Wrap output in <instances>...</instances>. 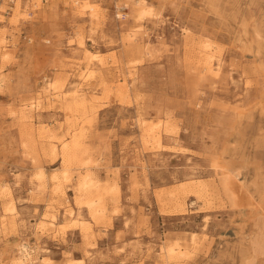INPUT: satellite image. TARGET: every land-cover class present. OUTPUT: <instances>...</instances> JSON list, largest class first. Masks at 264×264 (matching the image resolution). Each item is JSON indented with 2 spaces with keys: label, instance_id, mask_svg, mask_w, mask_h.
<instances>
[{
  "label": "rangeland",
  "instance_id": "1",
  "mask_svg": "<svg viewBox=\"0 0 264 264\" xmlns=\"http://www.w3.org/2000/svg\"><path fill=\"white\" fill-rule=\"evenodd\" d=\"M219 9L0 0V264H264V61Z\"/></svg>",
  "mask_w": 264,
  "mask_h": 264
},
{
  "label": "bare ground",
  "instance_id": "2",
  "mask_svg": "<svg viewBox=\"0 0 264 264\" xmlns=\"http://www.w3.org/2000/svg\"><path fill=\"white\" fill-rule=\"evenodd\" d=\"M207 1L210 4V6H213V8H214L213 11H215L216 14L219 15V12H220L219 7H222V9H223L222 10V14L223 15H226L228 17L231 16V17H233L234 20H236L237 24H236V31H235V36H234L236 42L237 43H241L240 46H244L246 54H253V56L256 57L255 62L257 61L259 63L260 62L263 63V61H264V56H263L264 55V53H263V51H264V38L262 37L261 31H260V29L258 27L259 26L258 25V21H259L258 11H259V9L261 7V4L262 3L264 4V0H249L247 2L248 5L246 7V13H247L246 16L244 15V11L241 8V3L239 2L241 0H207ZM136 6H138V7L135 9V12L137 13L138 17L144 16V15L149 13V10H146V8L141 7L142 3H137ZM250 33H251V38H250V40H247L248 39L247 36L250 35ZM211 59H212V56H209L208 60H207L208 63L211 62ZM263 111H264V109H263ZM154 133H156V131ZM152 136H154V135H152ZM226 172H227V175H230V177H231L230 178L231 179L230 180L231 188L234 189V191L236 193H238L237 206L240 207V206H242L243 204L246 203L245 202L246 196H244L243 194L239 193V186L237 184L238 183V179H239V175H240V170L233 171L232 169H228V170H226ZM44 183H45V181H44ZM87 186H88V184H87L86 181H81L79 183L78 187L81 189V191L79 189V198H81L83 196V191L86 189ZM86 204H88V203H86ZM88 207H89V205H88ZM9 210H10V212H12L14 210V208L12 207ZM80 219H82V218H80ZM51 223H53V222H51ZM18 251L20 253V257L16 261V264H27L28 261L32 260L30 258V254H28V252H27V248H25L24 246H20V248H18ZM168 252L171 253V255H172V253L174 251L171 249ZM247 260H248V258L246 257L245 261L243 262V264H246Z\"/></svg>",
  "mask_w": 264,
  "mask_h": 264
}]
</instances>
